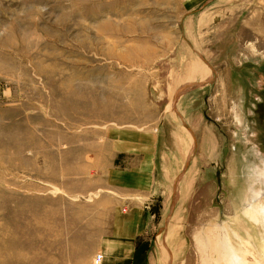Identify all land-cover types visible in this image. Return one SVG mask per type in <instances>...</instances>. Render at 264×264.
Returning <instances> with one entry per match:
<instances>
[{"label": "rangeland", "instance_id": "1", "mask_svg": "<svg viewBox=\"0 0 264 264\" xmlns=\"http://www.w3.org/2000/svg\"><path fill=\"white\" fill-rule=\"evenodd\" d=\"M263 64L264 0H0V264H95L117 171L138 264H264Z\"/></svg>", "mask_w": 264, "mask_h": 264}, {"label": "crops", "instance_id": "2", "mask_svg": "<svg viewBox=\"0 0 264 264\" xmlns=\"http://www.w3.org/2000/svg\"><path fill=\"white\" fill-rule=\"evenodd\" d=\"M242 64L241 60L239 61ZM264 66V64L262 65ZM262 68V67H261ZM246 75L240 71L236 74H230V77L225 80V94H229L230 98H242L247 95L248 85L246 82ZM256 81L259 83V100L261 119H264V70L259 75H256ZM227 83V84H226ZM200 84V83H196ZM195 85V83L193 84ZM200 85H198L199 87ZM205 86V85H203ZM193 141V139H191ZM194 143V141H193ZM133 144V143H132ZM195 144V143H194ZM145 153V152H144ZM143 155H136L135 160L146 163L149 161L150 156L146 153ZM259 155L262 161H264V120L259 123ZM118 156L113 153V159ZM264 165V164H263ZM146 166L143 165L145 171ZM144 177L142 178L143 181ZM111 182L105 183L106 191H103L100 195H97L98 202L101 203L103 209L109 212L110 218L107 222V226L110 227L107 234H103L100 237L101 246L99 249L104 255L101 264H138L137 259L143 257V249L141 246L137 248L138 232H136V217H135V204L131 202L130 198L136 195L144 193L145 188L139 181L140 177L136 179H123L119 180V171L117 174L112 175ZM261 182L264 186V173H261ZM101 196V197H100ZM126 200V202H125ZM98 203V204H100ZM127 204V208L130 212L127 215H121L120 206ZM124 205V207H126ZM130 205L132 206L130 209ZM129 207V208H128ZM166 251L169 250L165 247ZM147 251V250H146ZM159 254V247L154 251H147L148 264H156V256ZM97 256V255H96Z\"/></svg>", "mask_w": 264, "mask_h": 264}, {"label": "built area", "instance_id": "3", "mask_svg": "<svg viewBox=\"0 0 264 264\" xmlns=\"http://www.w3.org/2000/svg\"><path fill=\"white\" fill-rule=\"evenodd\" d=\"M102 259H103V256L101 254H98L96 257H95V261L94 263L95 264H100L102 262Z\"/></svg>", "mask_w": 264, "mask_h": 264}, {"label": "bare ground", "instance_id": "4", "mask_svg": "<svg viewBox=\"0 0 264 264\" xmlns=\"http://www.w3.org/2000/svg\"><path fill=\"white\" fill-rule=\"evenodd\" d=\"M101 264V263H100Z\"/></svg>", "mask_w": 264, "mask_h": 264}]
</instances>
